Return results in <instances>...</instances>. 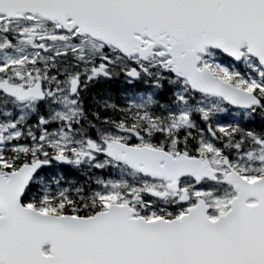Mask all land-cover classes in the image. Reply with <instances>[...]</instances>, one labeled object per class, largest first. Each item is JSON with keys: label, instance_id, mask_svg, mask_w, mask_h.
I'll return each instance as SVG.
<instances>
[{"label": "snow or ice", "instance_id": "1", "mask_svg": "<svg viewBox=\"0 0 264 264\" xmlns=\"http://www.w3.org/2000/svg\"><path fill=\"white\" fill-rule=\"evenodd\" d=\"M0 264H264V0H0Z\"/></svg>", "mask_w": 264, "mask_h": 264}]
</instances>
